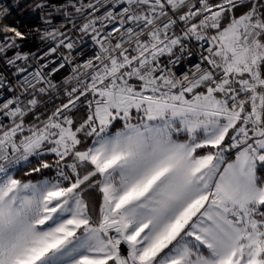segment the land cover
Instances as JSON below:
<instances>
[{"label": "snow or ice", "instance_id": "obj_1", "mask_svg": "<svg viewBox=\"0 0 264 264\" xmlns=\"http://www.w3.org/2000/svg\"><path fill=\"white\" fill-rule=\"evenodd\" d=\"M69 2L75 17L16 0L41 13L45 56L67 50L51 72L18 65L31 33L0 24L16 69L15 84L0 76V264H264V0ZM72 30L98 51L65 78L67 103L26 124L73 61ZM192 40L208 45L200 63L180 77L161 67ZM30 157L25 177L55 176L19 177Z\"/></svg>", "mask_w": 264, "mask_h": 264}, {"label": "built area", "instance_id": "obj_2", "mask_svg": "<svg viewBox=\"0 0 264 264\" xmlns=\"http://www.w3.org/2000/svg\"><path fill=\"white\" fill-rule=\"evenodd\" d=\"M33 2L34 0H21L22 4L31 5ZM47 2L51 5H56V6L68 5L67 10L72 12L74 17L76 16L74 9H72L70 6L69 0H47ZM72 2H75V0H72ZM85 2H87V0H85ZM9 5L12 6L11 14L7 16L5 19H0V24L7 23L9 25H18L19 31L21 32L28 31L31 33V35L27 38L32 43V46L22 45L18 49L22 55L24 54L28 55V60L17 61V64L20 66H29V71H35L41 64L48 63V67L43 71L46 73L51 72L52 68L57 67L61 62H63L61 54H67V50L60 49L56 54L45 56L44 54L48 52L51 42L41 41L40 33L36 32V29L43 30V28L45 27L43 20L41 19V13L39 11H32L31 9H25V8H21L17 10L16 0H0V10L4 8H8ZM46 11H53V9L48 8L46 9ZM101 11H103V9ZM81 22L82 21L79 18L75 19V23L77 25H79ZM61 23H66V25H68L67 28L71 29V24L66 22L65 17L54 13L53 24L58 27ZM5 31L7 32L8 30L5 29ZM12 34H13L12 32H8V35H12ZM69 34L76 41L77 44V47L73 51V61L71 64L65 63L64 68H61L58 72L52 73L50 79L54 84L57 85V88L55 90H51L48 94L44 95L45 98L44 102L59 95L61 92L65 91L66 89L70 88L71 85L64 84V81L65 78L72 75V68L75 67L77 64H83L86 60L91 58L96 51H98L97 46L91 40L90 36H84L83 39L81 40L80 39L81 34L78 31L72 30ZM0 39H2V35H0ZM186 43H188V47L191 51L190 56L185 54L184 57L180 60V62L174 65L169 63V59H170L169 57L166 60L165 67L173 71L175 75L178 77L182 76L185 72H188L190 69H193L196 63H200L201 54H205V55L207 54L204 53L206 49V45H205L206 43L198 42L195 40ZM202 44L203 47H201ZM200 49L203 50V53L201 52ZM25 50L27 51L26 53L24 52ZM8 51L10 52L8 59L13 58L14 52L12 50H8ZM41 57H43V59H41ZM8 59L3 60V58L0 57V76H3L6 82H11L12 84H15L16 76L14 74L16 72V69L15 67L10 66L6 63ZM185 65H187V67ZM189 66L190 68L188 70L187 68ZM0 91H3V96H0V102H2L4 96L11 95V93H8L5 90H0ZM0 122H3L5 125L10 123L8 118L2 116H0Z\"/></svg>", "mask_w": 264, "mask_h": 264}, {"label": "trees", "instance_id": "obj_3", "mask_svg": "<svg viewBox=\"0 0 264 264\" xmlns=\"http://www.w3.org/2000/svg\"><path fill=\"white\" fill-rule=\"evenodd\" d=\"M238 11H242L238 10ZM70 89V88H68ZM66 89V90H68ZM65 91L61 92L59 95L49 99L47 102H45L42 106H40L36 111L35 114H29L26 118V124H32V123H39V120L36 118L39 117L40 120H45L48 115H51L52 111H54L57 107L60 105L67 103L68 97L65 95ZM44 99V96L41 98ZM83 101V98H82ZM86 113V106L82 102H78V108L73 110V114L75 117L80 118L84 116ZM137 115L135 111H133V117ZM44 160H46L49 163H53L56 159V157L52 154H45L43 157ZM39 158L37 157H30L28 162L21 161L18 167L17 175L20 177H23L24 179H35L36 177H42L43 175H48L55 173V167L51 169H45L42 171V173H34L31 177H25L24 173L30 170V167L37 166V161Z\"/></svg>", "mask_w": 264, "mask_h": 264}, {"label": "rangeland", "instance_id": "obj_4", "mask_svg": "<svg viewBox=\"0 0 264 264\" xmlns=\"http://www.w3.org/2000/svg\"><path fill=\"white\" fill-rule=\"evenodd\" d=\"M195 41H196V40H195ZM205 45H206V48H207L208 45H207V44H205ZM200 50H201V49H200ZM201 52L203 53V50H201ZM201 52H200V53H201ZM204 53H206V52H204ZM167 58H168L167 55H164V56H161V57H160L161 67H165ZM200 60H201V59H200ZM185 66L187 67V65H185ZM189 68H190V66H189L187 69L189 70ZM172 72H173V71H172ZM177 77H178V76H177ZM44 100H45V98L42 100L43 103H42L40 106H42L45 102L48 101V100H47V101L44 102ZM40 106H39V107H40ZM39 107H38V108H39ZM38 108H37V109H38ZM37 109H36V110H37ZM36 110H35V111H36ZM31 114H32V113H31ZM141 115H142V114H141ZM136 116H137V115H135V116L133 117V123L137 122V121H136ZM117 126H122V122H117ZM55 174H56V170H55V173L48 174V175H43L42 177H36L35 179H33V181L35 182L36 180H38V179H42V178H44V177H52V176H55ZM18 176H19V175H18ZM19 177H20V176H19Z\"/></svg>", "mask_w": 264, "mask_h": 264}, {"label": "bare ground", "instance_id": "obj_5", "mask_svg": "<svg viewBox=\"0 0 264 264\" xmlns=\"http://www.w3.org/2000/svg\"><path fill=\"white\" fill-rule=\"evenodd\" d=\"M68 26V25H66ZM21 46L26 45V46H32V43L29 41L28 38H25L23 41L20 42ZM20 46V47H21ZM25 53L27 52L26 50L24 51ZM10 52L8 51L4 56H2L3 60H6L9 58Z\"/></svg>", "mask_w": 264, "mask_h": 264}]
</instances>
